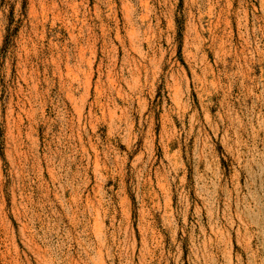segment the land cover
I'll return each mask as SVG.
<instances>
[{"label": "rangeland", "instance_id": "1", "mask_svg": "<svg viewBox=\"0 0 264 264\" xmlns=\"http://www.w3.org/2000/svg\"><path fill=\"white\" fill-rule=\"evenodd\" d=\"M0 264H264V0H0Z\"/></svg>", "mask_w": 264, "mask_h": 264}]
</instances>
